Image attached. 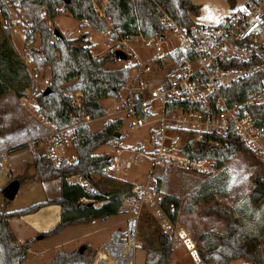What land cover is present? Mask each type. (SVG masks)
<instances>
[{"label": "built area", "instance_id": "2783aa9c", "mask_svg": "<svg viewBox=\"0 0 264 264\" xmlns=\"http://www.w3.org/2000/svg\"><path fill=\"white\" fill-rule=\"evenodd\" d=\"M161 19L165 26L161 35L117 38L110 31L102 33L107 52L119 49L125 54L123 59L115 57L117 68L127 70L128 74L131 70L136 72L119 85L120 110L133 118L129 127L145 128L146 136L132 147L109 148L108 161L98 174H116L123 178L141 156L148 161L151 170L178 169L212 175L219 169L217 159L205 153L228 147L230 141L226 136L230 131L245 149L264 160V125L258 124L248 109L264 102V77L257 89L248 92L242 101H227L222 93L224 87L264 72V0H246L216 24L193 21L181 26L164 11ZM79 25L80 34L83 27H89L84 20L79 21ZM132 39L153 49V54L143 63L136 61L127 50ZM151 61L165 68L161 76L144 82L139 76L150 70ZM28 94L29 88L20 98L24 106L29 101ZM66 96L76 110V114L69 115V123L59 126L39 110V121L47 131L26 144L31 153L45 156L56 166L76 160L68 148L72 146L77 127L92 120L79 112L82 104L79 89H68ZM124 152L132 156L125 157ZM233 156L230 154L228 158ZM151 170L147 183L121 198L119 211L129 212L123 242L101 245L90 264H135V230L143 208L151 212L161 230L172 239V247L184 248L194 264H202L195 240L178 222L179 210L174 201L163 206L165 194L151 183ZM68 181L86 183L80 174L70 176Z\"/></svg>", "mask_w": 264, "mask_h": 264}, {"label": "trees", "instance_id": "16d2710c", "mask_svg": "<svg viewBox=\"0 0 264 264\" xmlns=\"http://www.w3.org/2000/svg\"><path fill=\"white\" fill-rule=\"evenodd\" d=\"M6 3L19 7L26 17L29 27L25 32V42L36 68H49L47 88L36 95V100L40 111L45 112V115L59 126L67 125L69 115L76 114L66 96L68 89H79L82 92V104L79 108L82 115H88L92 119L99 118L105 114L100 100L110 97L118 99L119 85L127 78L128 71L106 68L114 61V53L106 52L100 57L94 56L87 45L88 41L85 38L87 34L71 38L58 30L59 35H55L54 30L45 24V17L54 18L62 8L74 19L86 21L89 27L97 32L109 30L113 37L124 38L138 34L146 37L161 35L165 30L161 19L162 11L181 26L190 25L193 22L192 15L199 12V7L192 0H106L102 13L97 10L93 0L0 1V14L7 22L10 15ZM8 28L9 25L0 27V98L7 92L21 97L32 85L30 73L13 47ZM36 34L39 36L38 48L31 46ZM263 77L264 72L224 87L223 96L230 102L242 101L248 92L257 89ZM72 79L77 80L75 86H63ZM248 109L250 114L257 118V123L264 125V102L251 105ZM120 126L121 119L118 118L105 121L96 132H91L86 125L77 127L73 138L76 151V160L73 163L56 166L45 156L32 154L35 172L33 179L50 181L58 178L60 194L53 199L0 213V264H21L33 240L29 238L24 243L17 244L8 222L9 217H21L34 213L44 206L58 205L60 208L58 222L49 230L39 233L45 237L58 234L67 226L87 224L96 219L106 220L120 212L122 196L133 193L131 183L120 182L112 190L97 193L87 189L85 185L68 181L70 176L80 174L87 182H93V175L98 174L100 167L108 161L107 155L96 153L95 150L117 140L114 133ZM4 131L6 128L0 127V133ZM226 139L230 141L228 147L205 153L206 156L217 159L218 167L228 161V155L247 152L232 131L228 133ZM221 155L224 156L223 159ZM157 182L158 187L159 179ZM249 198L254 210L264 204L263 165H260V173L253 178ZM169 201H174L177 210L179 199L173 195H165L163 206ZM210 210L215 211L219 220H224L225 232L215 234L213 237L209 233L198 234L195 244L202 264H229L237 259H243L244 264H262L258 256L259 239L244 232L240 216H232L231 212L218 210L216 207ZM119 234L115 232L110 241L115 240ZM156 241L158 249L146 250L144 264H170L172 239L161 230L156 235ZM86 251L91 252L87 245L83 253H79L78 250L57 251L52 259L44 264H89L85 258Z\"/></svg>", "mask_w": 264, "mask_h": 264}, {"label": "rangeland", "instance_id": "374dc122", "mask_svg": "<svg viewBox=\"0 0 264 264\" xmlns=\"http://www.w3.org/2000/svg\"><path fill=\"white\" fill-rule=\"evenodd\" d=\"M5 1V0H0ZM98 11L102 8L106 0H93ZM246 0H192L199 7L197 15H192L194 22L202 24H216L224 18L231 9L242 5ZM9 12L8 23L0 14V27L9 25V35L14 49L24 61L27 70L33 78L30 94L26 95L29 98L27 105L21 103L20 98L14 93H7L0 99V127H5L6 131L0 133L18 137V140L29 141L36 140L38 137L46 133V129L39 121V104L36 100V95L45 90L49 81V68H36L32 60L31 53L25 42V32L29 24L22 10L14 5L6 3ZM45 24L52 30H59L64 35L76 38L82 34H87L88 46L94 56L100 57L107 52L106 38L102 33L91 32L89 38L86 27L82 28L81 34L77 32V21L62 8L59 9V14L54 18L45 17ZM93 30V29H92ZM109 31V30H108ZM107 32V31H106ZM84 40V39H83ZM129 50L132 57L143 63L147 57L153 54L151 47H145L139 40L132 39L129 41ZM33 47H39V36L36 34L32 43ZM130 57V55H128ZM150 70L142 72L139 79L142 81H151L162 75L165 66L157 65L151 61L148 64ZM118 62L109 63L106 68H117ZM136 74L135 70H131L129 77ZM127 76V77H128ZM138 79V77H135ZM76 79L63 84V86H75ZM71 89V88H70ZM120 97L103 99L101 106L105 114L99 118L91 120L86 125L91 132H96L101 129L103 123L107 120L121 119L119 128L120 135L117 140L108 145L98 147L95 152L107 155L111 147H132L137 141L145 138V128L131 129L129 122L132 117L120 110ZM45 114V112H42ZM11 126V127H10ZM25 144V146H26ZM264 147V136L262 138ZM22 152L18 153L19 159H24L25 153L30 154L27 147ZM70 155L76 156L74 144L68 148ZM33 154V153H31ZM15 155L11 156L14 157ZM123 156L131 157L130 152H124ZM260 165L264 166V160L252 153L251 151H242L219 167L212 175H202L198 173L185 172L178 169H158L151 170L146 159L139 156L132 169L125 173L123 178L116 174L111 175H93V182L86 181L85 187L97 193H102L112 190L117 187L120 182H128L132 184V191L135 187L143 185L148 181V171L152 172L151 183L156 184L159 179V190L165 195H173L179 199L178 204V222L187 229L191 237L196 240L200 233H209L211 237L215 234H223L225 232L224 220H219L215 211L210 210L216 207L218 210L231 212L233 215H239L243 221L244 232L254 235L259 239L258 256L261 263L264 264V204L257 210L251 207L249 191L253 184V178L257 173H260ZM10 172L0 157V213L18 210L27 207L33 203L44 201L47 198H52L58 193H54V188L59 182V179L44 183L40 180L33 179L35 172L33 166L25 165L21 171L15 170ZM121 175L123 173H120ZM12 180L19 182L18 191L12 200L4 198L2 191L8 186ZM60 185V182H59ZM158 185V184H157ZM60 193V192H59ZM87 201V200H83ZM98 205V203L96 204ZM129 213V212H128ZM128 213L119 212L118 214L109 217L107 220L96 219L87 224H77L67 226L58 234H51L37 239L39 234L36 230L39 228V223H47V228L54 223V217L48 220L47 211L42 210L27 217H9L8 222L14 233L16 234L17 244L24 243L30 237L33 238L32 243L26 252V257L22 261L23 264H44L52 259L57 251H73L77 250L81 245H87L91 248V252H85V258L90 263L96 254L92 249L97 248L101 244L120 243L123 242V234L125 231V219ZM43 227V226H42ZM45 227V226H44ZM161 231L160 224L153 218L151 212L143 208L138 219V224L135 230L136 248L134 250V263L144 264L145 253L147 249L157 250L158 243L156 241L157 233ZM37 232V233H36ZM120 234L115 240L110 241V237L115 233ZM41 233V232H40ZM17 240H20L18 242ZM175 248V247H173ZM85 251V249H84ZM21 263V264H22ZM89 263V264H90ZM243 259H238L229 264H244ZM170 264H194L192 258L186 253L182 247H176L171 254Z\"/></svg>", "mask_w": 264, "mask_h": 264}, {"label": "crops", "instance_id": "0c3cea01", "mask_svg": "<svg viewBox=\"0 0 264 264\" xmlns=\"http://www.w3.org/2000/svg\"><path fill=\"white\" fill-rule=\"evenodd\" d=\"M75 20L77 21V24H78L77 26H79V21L77 19H75ZM86 30L88 31L89 38H92L91 37V32L92 31L95 32V31L92 30L89 27L86 28ZM92 41H95V40L92 38ZM7 93H9V92H7ZM7 93H5L0 99H2ZM10 93H12V92H10ZM102 101L103 100H100V103H102ZM92 120H94V119H92ZM6 133L7 132H5L3 134H0V157H1L2 161L5 162V165L9 168L10 172H13L15 170L21 171L23 169V167H25V165H29V167L32 166V154H31V151H29L28 148L27 149H28V151H29L30 154H27V153L23 154L25 156L24 159H19L18 156H17L18 153H20V152H22V150H25L26 149L24 147H26L25 144H26V141L28 139H26V140H24V139L18 140V137L16 138L15 136H12V135L10 136V135H8ZM13 155H15V156L14 157H11ZM42 182H44L46 184L48 183V181H42ZM55 182H56L57 185L55 187H53L54 188V193L56 192L58 194L56 196L52 197V198H47V199L56 198L60 194L59 193L60 192L59 182H57V181H55ZM42 210L47 211V214L46 215L49 216L48 217V220H50V218L52 219L54 217V220H53L54 223L51 226V227H53L58 222V220H59L60 208H59L58 205H48V206H44V207H41L39 210H37L34 213L27 214V215H24V216H21V217L33 216L34 214H36L38 212H41ZM47 225H48L47 223H43V222L42 223H39L38 224L39 228H37L36 231L38 233H40V232H45V231L49 230L51 227H49V228L46 229ZM15 237H16V234H15ZM30 238H32V237H30ZM17 241L20 242V240H17ZM101 245H103V244H101ZM101 245H99L97 248L94 247V249H92V250L94 251V250L98 249L99 247H101ZM173 249H176V248H173ZM170 259H171V255H170ZM231 262H233V261H231Z\"/></svg>", "mask_w": 264, "mask_h": 264}, {"label": "water", "instance_id": "95a60500", "mask_svg": "<svg viewBox=\"0 0 264 264\" xmlns=\"http://www.w3.org/2000/svg\"><path fill=\"white\" fill-rule=\"evenodd\" d=\"M54 34L59 35V32L57 30H54ZM114 55L116 58H120V59L125 58L124 52L119 49L115 50ZM114 134L116 137H119L120 132L116 131ZM18 187H19V182L17 180H12L8 184V186L2 191L4 198H6L7 200H12L18 191ZM36 238L37 239L42 238V235H38L36 236ZM84 249H85V245H81L77 250L79 253H83Z\"/></svg>", "mask_w": 264, "mask_h": 264}]
</instances>
